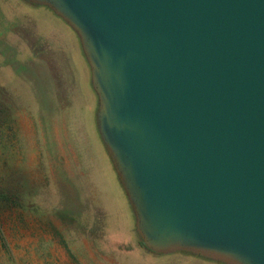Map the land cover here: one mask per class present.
<instances>
[{
	"label": "water",
	"instance_id": "1",
	"mask_svg": "<svg viewBox=\"0 0 264 264\" xmlns=\"http://www.w3.org/2000/svg\"><path fill=\"white\" fill-rule=\"evenodd\" d=\"M76 35L144 248L264 264V0H25Z\"/></svg>",
	"mask_w": 264,
	"mask_h": 264
},
{
	"label": "rangeland",
	"instance_id": "2",
	"mask_svg": "<svg viewBox=\"0 0 264 264\" xmlns=\"http://www.w3.org/2000/svg\"><path fill=\"white\" fill-rule=\"evenodd\" d=\"M74 32L47 8L0 0V264H219L139 246L96 124Z\"/></svg>",
	"mask_w": 264,
	"mask_h": 264
},
{
	"label": "trees",
	"instance_id": "3",
	"mask_svg": "<svg viewBox=\"0 0 264 264\" xmlns=\"http://www.w3.org/2000/svg\"><path fill=\"white\" fill-rule=\"evenodd\" d=\"M21 207V204L19 203V195L14 192V190H4V189H0V209H2L3 207ZM1 230V227H0ZM0 238H1V231H0ZM139 242V246L140 248H142L143 250H145L146 252H149L148 250H146L141 242L140 239H138Z\"/></svg>",
	"mask_w": 264,
	"mask_h": 264
}]
</instances>
